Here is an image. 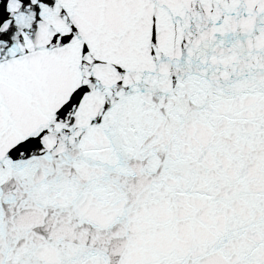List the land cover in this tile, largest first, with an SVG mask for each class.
Listing matches in <instances>:
<instances>
[{"label": "snow or ice", "instance_id": "snow-or-ice-1", "mask_svg": "<svg viewBox=\"0 0 264 264\" xmlns=\"http://www.w3.org/2000/svg\"><path fill=\"white\" fill-rule=\"evenodd\" d=\"M0 264H264V0H0Z\"/></svg>", "mask_w": 264, "mask_h": 264}]
</instances>
